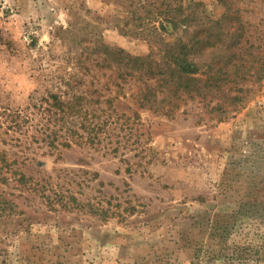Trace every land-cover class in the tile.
Segmentation results:
<instances>
[{"label":"rangeland","instance_id":"rangeland-1","mask_svg":"<svg viewBox=\"0 0 264 264\" xmlns=\"http://www.w3.org/2000/svg\"><path fill=\"white\" fill-rule=\"evenodd\" d=\"M194 1L223 22L235 15L220 0ZM225 1L241 9L239 32L263 51L264 0ZM166 4L0 0V264H196L200 247L217 248L219 216L229 224L228 214L264 189V75L252 102L220 123L197 102L174 118L141 111L137 119L121 98L122 121L131 120L114 131L116 154V144L52 150L31 127L44 124L39 106L49 93L92 79L84 67L100 43L146 56L155 41H170ZM46 176L50 201L28 188Z\"/></svg>","mask_w":264,"mask_h":264},{"label":"trees","instance_id":"trees-1","mask_svg":"<svg viewBox=\"0 0 264 264\" xmlns=\"http://www.w3.org/2000/svg\"><path fill=\"white\" fill-rule=\"evenodd\" d=\"M220 2L235 17L227 16L223 22L200 10L202 3L166 0L167 26L162 23L161 28L175 35L168 42L155 41L157 47L151 44L146 56H133L122 48L100 43L91 53L96 56L84 67L92 79H69L58 92L49 93L44 99L46 105L39 106L44 124L31 127L44 134L43 140L52 150L116 144L118 147L109 149L116 154L122 142L114 140L118 137L114 131L131 120L122 121L125 115L117 109L121 98L133 104L137 119L141 111L174 118L191 102H197L209 120L220 123L234 118L252 102L261 86L264 50L257 52L251 34L239 32L244 30L241 9L229 1ZM233 22L238 32L232 31ZM82 85L87 89L82 90ZM18 116H24L22 122L27 124L36 120L31 115ZM22 174L25 180L27 175ZM50 180L52 177L46 176L43 183L36 181L28 188L42 191L50 201L52 196L47 192L52 193L54 186ZM241 203L228 214L229 224L220 220L226 213L219 216L212 233L217 248L200 247L196 264H264V189H257ZM64 204L67 206V201Z\"/></svg>","mask_w":264,"mask_h":264}]
</instances>
